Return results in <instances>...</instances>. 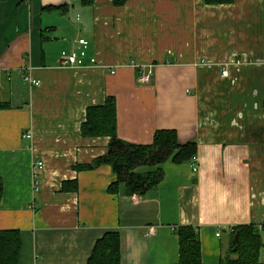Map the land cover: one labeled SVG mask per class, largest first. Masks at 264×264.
Segmentation results:
<instances>
[{"label":"crops","instance_id":"obj_1","mask_svg":"<svg viewBox=\"0 0 264 264\" xmlns=\"http://www.w3.org/2000/svg\"><path fill=\"white\" fill-rule=\"evenodd\" d=\"M79 39L84 67H60ZM0 95V230L20 231V264H87L110 231L122 264L178 263L180 226L199 228L203 264H221L234 227L258 226L264 243V0H1ZM108 97L120 139L175 130L197 143L198 172L168 162L157 190L130 197L109 194L108 165L75 170L107 152L110 138L81 128Z\"/></svg>","mask_w":264,"mask_h":264},{"label":"trees","instance_id":"obj_2","mask_svg":"<svg viewBox=\"0 0 264 264\" xmlns=\"http://www.w3.org/2000/svg\"><path fill=\"white\" fill-rule=\"evenodd\" d=\"M1 1V0H0ZM234 0H205L208 5L230 4ZM128 0H113L116 7L124 6ZM93 0H82L90 6ZM65 6L45 7V10H63ZM9 101L0 100V110L10 109ZM84 137H108L107 152L91 164L77 165L75 170H96L103 165L112 168L115 176L108 188L111 195L119 193L124 186L127 196H146L157 190L165 178L162 166L168 162L176 165L192 161L198 154L196 142L180 144L175 130H157L151 144H135L123 141L117 135V105L114 97H108L104 105L87 109L83 123ZM78 189L77 182H66L63 190ZM3 182L0 179V202L3 196ZM240 234V244L234 252L233 239ZM179 242V261L176 264H203L199 228L180 226L175 229ZM231 246L221 264H258L264 248L260 229L254 224L234 227L231 231ZM22 246L19 230H0V264H20ZM87 264H122L121 237L119 232L110 231L99 239Z\"/></svg>","mask_w":264,"mask_h":264},{"label":"built area","instance_id":"obj_3","mask_svg":"<svg viewBox=\"0 0 264 264\" xmlns=\"http://www.w3.org/2000/svg\"><path fill=\"white\" fill-rule=\"evenodd\" d=\"M89 43L85 39H79L75 42L74 46L69 51H63L60 56V67L62 68H81L84 67V59L87 55V49H88ZM93 63L95 60L92 61ZM226 71H224V75H226ZM153 76V71L151 67L144 68L143 72L139 78L140 84H148L151 82ZM29 79V78H28ZM33 84L38 85V81H32ZM24 138H32L31 132L25 133L23 135ZM190 167L192 168L193 172H198V157H194L192 161L190 162ZM43 168V162H39L35 166V171L38 169ZM39 190V184L36 181L34 183V191ZM217 237L221 236L220 231L216 234Z\"/></svg>","mask_w":264,"mask_h":264},{"label":"water","instance_id":"obj_4","mask_svg":"<svg viewBox=\"0 0 264 264\" xmlns=\"http://www.w3.org/2000/svg\"><path fill=\"white\" fill-rule=\"evenodd\" d=\"M240 244V234L237 232L234 239H233V245H234V252L237 251Z\"/></svg>","mask_w":264,"mask_h":264},{"label":"rangeland","instance_id":"obj_5","mask_svg":"<svg viewBox=\"0 0 264 264\" xmlns=\"http://www.w3.org/2000/svg\"><path fill=\"white\" fill-rule=\"evenodd\" d=\"M4 95V94H3ZM0 97H1V95H0Z\"/></svg>","mask_w":264,"mask_h":264}]
</instances>
